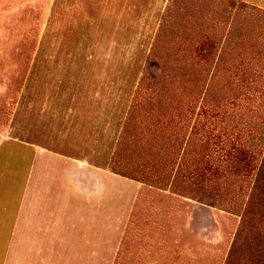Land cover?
<instances>
[{"label":"rangeland","instance_id":"1","mask_svg":"<svg viewBox=\"0 0 264 264\" xmlns=\"http://www.w3.org/2000/svg\"><path fill=\"white\" fill-rule=\"evenodd\" d=\"M263 2L0 0V264H264Z\"/></svg>","mask_w":264,"mask_h":264},{"label":"crops","instance_id":"2","mask_svg":"<svg viewBox=\"0 0 264 264\" xmlns=\"http://www.w3.org/2000/svg\"><path fill=\"white\" fill-rule=\"evenodd\" d=\"M259 2H262V0H258ZM264 6V2L262 4ZM32 163L29 166V171H28V177L30 175H35L40 176L41 171H42V163L49 164L47 163L49 161V158L47 157L46 159L48 160H41L42 156L39 157L38 154H40V149L33 148L32 150ZM38 155V156H37ZM44 164V166H45ZM49 166V165H48ZM31 169V170H30ZM32 172V173H31ZM34 178V187L32 189V194L29 189V181L26 182L25 189L23 191L22 197L19 199L18 204H17V209L14 214V216H11L15 222V234H16V242L15 243H8L5 249V255L4 258H2V264H25L24 261V255H26V252L28 249L32 247V250L37 251L41 249L42 245V240L38 239L37 236H41L44 234L45 236H49L45 234L42 230H40L41 226L43 225L42 223L44 222V217L34 215V212L37 207L40 208V202L34 198V191L35 187L40 184V177ZM32 178V176H31ZM33 196V197H32ZM1 218H3L0 215ZM54 217H52L53 219ZM57 217L55 218V220ZM58 221V219H57ZM55 224L56 221H53ZM27 238H32V243L30 246V242H26ZM50 240H47L44 242V246L48 247L51 249L50 246ZM35 257V256H34Z\"/></svg>","mask_w":264,"mask_h":264},{"label":"trees","instance_id":"3","mask_svg":"<svg viewBox=\"0 0 264 264\" xmlns=\"http://www.w3.org/2000/svg\"><path fill=\"white\" fill-rule=\"evenodd\" d=\"M231 264V263H230Z\"/></svg>","mask_w":264,"mask_h":264}]
</instances>
